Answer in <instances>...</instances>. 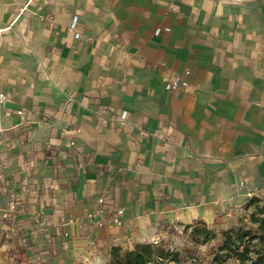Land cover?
<instances>
[{"label": "crops", "instance_id": "obj_1", "mask_svg": "<svg viewBox=\"0 0 264 264\" xmlns=\"http://www.w3.org/2000/svg\"><path fill=\"white\" fill-rule=\"evenodd\" d=\"M0 93L6 264H109L264 198V0H0Z\"/></svg>", "mask_w": 264, "mask_h": 264}, {"label": "trees", "instance_id": "obj_2", "mask_svg": "<svg viewBox=\"0 0 264 264\" xmlns=\"http://www.w3.org/2000/svg\"><path fill=\"white\" fill-rule=\"evenodd\" d=\"M256 200L251 199L247 206ZM251 217L257 226L254 229L231 227L224 230L221 244L209 259L200 261L195 256L185 257L178 252H169L151 242H138L130 249L112 248L109 264H264V217L253 214ZM195 225H187L194 234L208 232L205 224H202V228ZM230 259L233 261L229 262Z\"/></svg>", "mask_w": 264, "mask_h": 264}, {"label": "rangeland", "instance_id": "obj_3", "mask_svg": "<svg viewBox=\"0 0 264 264\" xmlns=\"http://www.w3.org/2000/svg\"><path fill=\"white\" fill-rule=\"evenodd\" d=\"M251 214L257 217H264V198H257L251 206L240 211L228 227L207 226V233L197 235L192 232L189 226H174L167 228L158 237L156 246H161L169 252H178L185 257L195 256L198 260L209 259L211 254L217 250L223 240L222 232L228 228L254 229L257 224L254 223ZM197 228H202V224H196ZM5 240L0 241V264H6ZM197 260V261H198ZM233 260L230 259L229 262ZM175 264V263H169Z\"/></svg>", "mask_w": 264, "mask_h": 264}, {"label": "built area", "instance_id": "obj_4", "mask_svg": "<svg viewBox=\"0 0 264 264\" xmlns=\"http://www.w3.org/2000/svg\"><path fill=\"white\" fill-rule=\"evenodd\" d=\"M172 9H175V6H172ZM75 23H76V20H73L70 27L71 28H74L75 26ZM79 33L78 32H74V37H78ZM178 85V79L177 78H174V79H171L170 81H168L166 84H165V89L169 90V89H172V88H175L176 86ZM6 99V96L3 94V93H0V101H4ZM18 114H21L22 111L21 110H18L17 111ZM122 214V209L121 208H117L116 211H115V217L113 218V221L114 222H118V218H119V215ZM2 217H5L6 214L3 213L1 214ZM158 242V238H154L151 243L153 244H156Z\"/></svg>", "mask_w": 264, "mask_h": 264}]
</instances>
